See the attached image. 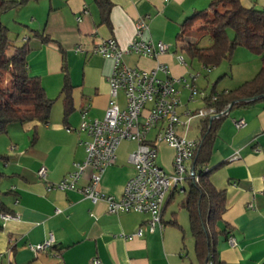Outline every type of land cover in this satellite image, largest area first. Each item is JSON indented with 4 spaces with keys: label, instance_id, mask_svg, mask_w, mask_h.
Returning <instances> with one entry per match:
<instances>
[{
    "label": "crops",
    "instance_id": "1",
    "mask_svg": "<svg viewBox=\"0 0 264 264\" xmlns=\"http://www.w3.org/2000/svg\"><path fill=\"white\" fill-rule=\"evenodd\" d=\"M110 1L109 21L103 19L96 0H29L0 15V25L8 29L9 38L19 46L27 42L29 73L41 79L48 96L54 99L48 122H15L0 133V264H94L95 258L103 264H199L196 253L187 249L182 225L173 223L174 219L178 221L176 214L166 215L176 189L165 202L163 227L157 225L150 231L147 213H111L104 200L94 203L78 190L50 186L86 156L82 141L88 136L79 128L82 110L86 109L90 120L102 119L108 107V76L113 61L93 52L101 39L114 37L121 47H127L135 38L136 20L148 15L149 31L145 37L165 42L168 50L157 57L126 54L125 61L145 69L167 64L169 76H196L197 87L202 76L209 82L204 64L196 65L193 58L187 64L180 62L172 32L187 17L207 8L211 0ZM241 2L245 7L264 8V0ZM79 46L82 49L77 51ZM248 51V55L253 53ZM241 53L246 56V52ZM222 71L220 76L226 72ZM158 75L166 77L161 71ZM66 76L72 85L69 112L65 110L62 92ZM248 78L220 91L216 90L215 81L210 93H205L235 88ZM176 86L182 101L179 112L186 120L184 113L192 102L197 101L202 107L206 100L199 96L190 100L189 90L180 83ZM57 99L62 102L60 110L54 108ZM118 102L125 105L123 92ZM238 118L246 122L241 128L234 124ZM192 127L197 132L195 138H200V119H193L185 133ZM155 133L152 131L150 137L154 138ZM136 147L135 142L128 152L118 149L115 164L102 175L101 191L122 194L127 180L135 173L129 154ZM157 148L159 165L166 171L159 160L161 152L162 160L173 170V148L164 142L158 143ZM213 157L217 161L212 165ZM43 165L48 170L46 178L38 174ZM217 165L211 180L227 195L226 210L219 223L223 231L217 245L219 256L225 264H264V100L236 105L221 121L210 160V167ZM92 172L88 168L81 183L88 181ZM3 212L19 217L6 220L1 216ZM140 228L141 236L128 237ZM51 234L55 241L50 248L32 250L33 244L44 242Z\"/></svg>",
    "mask_w": 264,
    "mask_h": 264
},
{
    "label": "built area",
    "instance_id": "2",
    "mask_svg": "<svg viewBox=\"0 0 264 264\" xmlns=\"http://www.w3.org/2000/svg\"><path fill=\"white\" fill-rule=\"evenodd\" d=\"M147 19L148 15H145L136 20V35L127 47H121L114 37L101 39L93 47L95 54L113 61L112 71L108 76L109 104L102 119L90 120L86 117V109L82 110L79 128L88 136V139L82 141L86 156L82 161L75 162L71 171L50 186L78 190L94 203L104 200L111 213H147L150 215L149 230L154 231L157 225H164L162 214L168 191L179 188L188 178L198 180L194 158L200 149V138L186 136L189 123L193 119H219L223 115L228 116L229 111H218L212 104L217 96L200 91L195 84L196 76L191 79L185 76L171 77L167 64L160 63L154 69H145L125 61L126 54L157 57L168 50L165 42H153L145 37L149 31ZM81 49L79 46L76 50ZM178 58L181 63L187 64L183 55ZM205 69L211 71L210 66H205ZM159 71L166 74V77H160ZM177 83L189 90L190 100H195L200 95L206 100L202 107L186 109V120L182 119L179 112L182 101ZM120 92L125 96L124 106L118 102ZM234 124L241 128L246 122L243 118H238L234 119ZM181 129L184 131L181 132ZM154 130L155 136L151 138L150 133ZM124 140L137 143V147L129 154L135 173L127 180L122 194L115 196L101 191L99 184L107 167L115 164L117 151ZM160 142L166 143L175 152L172 173L166 172L158 163L157 144ZM88 168H92L93 172L88 181L81 183ZM47 171V167L43 165L38 174L46 178ZM1 216L6 220L19 217L10 212H3ZM142 234L143 230L140 228L128 237ZM54 241L51 234L47 240L33 244L31 248L35 252L43 251L50 248ZM229 241L234 244L233 237ZM93 263L103 264L98 258Z\"/></svg>",
    "mask_w": 264,
    "mask_h": 264
},
{
    "label": "trees",
    "instance_id": "3",
    "mask_svg": "<svg viewBox=\"0 0 264 264\" xmlns=\"http://www.w3.org/2000/svg\"><path fill=\"white\" fill-rule=\"evenodd\" d=\"M27 1L0 0V15ZM96 2L102 9L103 19L109 21L112 2ZM198 21H203L198 30L208 34L211 42L205 46L197 41L184 43L182 49L191 58L205 66H216L231 59L238 47L245 46L260 55L262 61L261 69L252 79L229 90L212 92L211 95L217 96L212 104L218 111H230L236 105H249L264 100V8L245 7L241 0H211L207 8L196 11L183 21L178 40L184 41L183 37ZM8 33V29L0 25V133L15 122H48L54 104V99L48 96L41 79L29 73L27 42L16 45ZM71 89L72 85L66 76L62 89L66 112L72 109ZM225 117L200 120V149L194 158L198 180L188 178L183 188L186 196L181 205L189 215L199 264H225L219 256L217 245L223 233L219 223L226 210L227 195L225 190L218 189L211 180V174L219 165L210 167L214 142ZM173 223L179 225L176 219Z\"/></svg>",
    "mask_w": 264,
    "mask_h": 264
},
{
    "label": "rangeland",
    "instance_id": "4",
    "mask_svg": "<svg viewBox=\"0 0 264 264\" xmlns=\"http://www.w3.org/2000/svg\"><path fill=\"white\" fill-rule=\"evenodd\" d=\"M182 23L180 24V26H178V29L175 32H172V35H174V40H173L174 46L173 47L177 53L185 57L187 63H190L192 59L188 55V53L182 49V45L188 41H197L200 45L205 46V45H209L211 40L208 34H202L198 30L199 25L202 24L203 21H198L196 23V25L188 32V34L185 37H183L184 41L178 40L177 35L181 30ZM230 35L233 36L232 30H230ZM238 50L239 51H237V55L235 57L232 56V58L229 60H224L216 66H211V69H212L211 72L207 73L206 70L204 71L206 74H208L209 82L207 83L206 77L202 76L200 81L198 82V87L200 88V91H202L203 93L205 92L210 93L215 81H217V85H216L217 91H220L224 89L225 87H234L237 85L236 83L239 81V79H243L245 77H249L248 79H251L259 72L262 66L260 55L254 54V53H251V55H248L250 53L246 47H239ZM242 51L246 52V56H245V53L244 54L241 53ZM193 61L195 62L196 65L201 66L197 59H193ZM223 69L224 71H226L224 72L226 74L223 73L222 76H220L221 74H218V73L219 72L222 73ZM61 107H62L61 99H57L55 101L54 108L55 110H57V108L58 110H60ZM197 107H199V104L197 103V101H195V102H192L190 109H196ZM196 135H197V132L193 127L191 128L189 132L186 133V136L189 138H195ZM134 146H135V141L124 140L120 144L119 148L121 150H125L126 152H128L130 151V149L134 148ZM159 160L162 163V165L165 166L166 171H168V173L173 172L174 168L173 170L172 169L169 170L170 164L162 160L161 152L159 155ZM216 161H217L216 157H213L211 164L213 165ZM184 186L185 184H182L179 188H177V190H175L174 195L172 196V198L170 199L168 203L166 215L167 217H170L172 213L176 214L178 222L182 225V228L184 230L187 249L189 251L191 250V252L194 253L195 252V241H194V237L190 230L189 215H188L187 210L181 205V202L185 199V196H186V192L181 190V188ZM170 192L171 191H168L165 202H167Z\"/></svg>",
    "mask_w": 264,
    "mask_h": 264
},
{
    "label": "water",
    "instance_id": "5",
    "mask_svg": "<svg viewBox=\"0 0 264 264\" xmlns=\"http://www.w3.org/2000/svg\"><path fill=\"white\" fill-rule=\"evenodd\" d=\"M257 98V97H256Z\"/></svg>",
    "mask_w": 264,
    "mask_h": 264
}]
</instances>
